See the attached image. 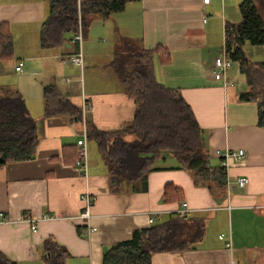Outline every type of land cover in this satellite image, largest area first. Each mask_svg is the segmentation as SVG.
<instances>
[{
    "label": "crops",
    "instance_id": "0c3cea01",
    "mask_svg": "<svg viewBox=\"0 0 264 264\" xmlns=\"http://www.w3.org/2000/svg\"><path fill=\"white\" fill-rule=\"evenodd\" d=\"M240 2L135 0L108 16L92 15L82 32L80 65L66 60L80 48L75 34H66L59 45L43 42L47 0H0V91L20 93L37 135L31 158L0 164L1 253L16 264H47L46 252L55 242L67 252L61 264H102L104 250L131 239L134 229L178 216L186 227H203L199 240L187 250L155 253L151 264H229L231 259L264 264V126L258 124L256 102L240 97L248 86L242 76L230 68L223 85L212 73L214 57L224 49L226 23L241 21ZM125 37L146 50L168 51L166 63L155 54L154 76L166 88L178 89L191 107L205 131L212 166L220 165L222 152L244 150L240 162L228 160L224 190L212 181L196 182L172 154H162L145 180L111 185L88 132V176L74 167L83 118L109 132L133 119L137 103L113 67ZM7 38L11 47L4 50ZM243 49L251 61L264 60L262 46ZM20 62L22 71H16ZM48 84L79 108V118L44 114ZM238 177L248 183L239 187ZM168 184L183 192L182 201L165 199ZM86 194L93 202L89 231H81V221L72 217L82 210Z\"/></svg>",
    "mask_w": 264,
    "mask_h": 264
},
{
    "label": "trees",
    "instance_id": "16d2710c",
    "mask_svg": "<svg viewBox=\"0 0 264 264\" xmlns=\"http://www.w3.org/2000/svg\"><path fill=\"white\" fill-rule=\"evenodd\" d=\"M47 1L49 13L43 23L42 40L55 46L66 34H75L79 26L83 32L92 15L108 16L122 11L127 2L135 0ZM239 4L241 21L226 23L224 50L231 61L237 62L248 85L240 97L256 102L258 124L264 126V60L251 61L243 49L246 44L260 45L264 49V13L261 10L264 0H241ZM10 47L11 41L7 38L3 49ZM129 51L116 52L113 67L123 89L137 103L132 121L121 130L109 132L96 129L86 120L88 138L97 143L107 164L111 185L145 180L162 154H172L177 159V167L192 171L196 182L212 181L218 190H224L225 168L221 160L220 165L210 164L205 131L197 123L191 107L178 89L166 88L154 76L155 54L166 63L170 60L168 51L162 47ZM128 62L133 64L131 70L125 67ZM19 94L0 91V164L31 158L35 151L36 121ZM43 100L46 116L80 117L79 108L53 84L44 87ZM164 195L167 201H182L185 197L180 189L170 184L164 187ZM185 224L183 219L173 216L163 223L134 229L131 239L113 243L104 250L102 264H151V256L155 253L187 250L199 240L203 227L199 225L193 229ZM45 257L47 264H61L67 252L51 242ZM0 264L16 263L0 252Z\"/></svg>",
    "mask_w": 264,
    "mask_h": 264
},
{
    "label": "built area",
    "instance_id": "2783aa9c",
    "mask_svg": "<svg viewBox=\"0 0 264 264\" xmlns=\"http://www.w3.org/2000/svg\"><path fill=\"white\" fill-rule=\"evenodd\" d=\"M212 0H202L203 4H208ZM82 28L79 26L77 32L74 35V41H76L80 48L77 53L73 55H69L66 60L71 63L75 64H82L83 60V52L81 48L82 44ZM232 61L227 57L225 50L223 49L222 52H220L218 55L214 57L213 60V67H212V73L216 80H220L223 85H227L229 83L228 73L231 68ZM15 70L22 71V62L18 63L15 66ZM87 124L85 122V119L83 118V127L81 131V138L77 140V159L75 160L74 167L79 171L80 174H82L84 177L88 176V155H87ZM221 159V165L224 166L226 169V166L228 164L229 159H233L235 162H240L244 156V150L243 149H237V150H228L225 152H222L219 154ZM236 183L239 187H243L248 183L247 177H238L236 179ZM93 202V199L89 196V194H86L84 196V206L82 210L77 214L76 216L72 217V219L78 218V220L81 221L80 230L81 231H89V217H90V207ZM182 212H185L183 210ZM29 219V218H28ZM149 223H152L154 221V216H150L148 219ZM30 229H32V232H35L36 224L31 222L30 223ZM226 246L231 249L232 243L228 241L226 243ZM229 264H241L240 261H236L235 259H231L229 261Z\"/></svg>",
    "mask_w": 264,
    "mask_h": 264
},
{
    "label": "rangeland",
    "instance_id": "374dc122",
    "mask_svg": "<svg viewBox=\"0 0 264 264\" xmlns=\"http://www.w3.org/2000/svg\"><path fill=\"white\" fill-rule=\"evenodd\" d=\"M262 10V12L264 13V8H262L261 9ZM120 38V37H119ZM126 39H121V41H122V44L123 45H127V46H124L122 49H121V51L120 52H123V51H125V50H132L133 52H136L135 50H138L140 47H138L137 46V44H136V41L135 40H133V39H131V41L130 40H127L128 38L127 37H125ZM138 48V49H137ZM130 52V51H129ZM125 67H126V69L127 70H131V68L133 67V64L131 63V62H128L126 65H125ZM231 71L232 72H234V73H236V74H239V75H241L242 76V79H243V85H244V83H245V79H244V75L240 72V70H239V67H238V64H237V62H233L232 61V64H231ZM233 73V74H234Z\"/></svg>",
    "mask_w": 264,
    "mask_h": 264
}]
</instances>
